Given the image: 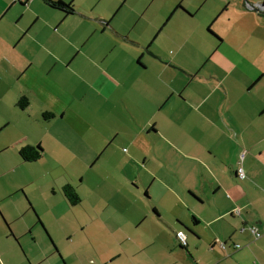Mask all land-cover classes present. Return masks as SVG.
I'll use <instances>...</instances> for the list:
<instances>
[{
    "label": "crops",
    "instance_id": "obj_1",
    "mask_svg": "<svg viewBox=\"0 0 264 264\" xmlns=\"http://www.w3.org/2000/svg\"><path fill=\"white\" fill-rule=\"evenodd\" d=\"M63 1L0 0V264H264V0Z\"/></svg>",
    "mask_w": 264,
    "mask_h": 264
},
{
    "label": "trees",
    "instance_id": "obj_2",
    "mask_svg": "<svg viewBox=\"0 0 264 264\" xmlns=\"http://www.w3.org/2000/svg\"><path fill=\"white\" fill-rule=\"evenodd\" d=\"M45 1L48 3V5H50V7L63 11L67 14H71L75 11L73 3H66L63 0H45ZM256 10L264 14V10L258 8H256ZM28 104H29V99L26 96L21 97L18 101V105L22 108L28 106ZM47 115L48 113H46L45 116L47 117ZM42 152H43V148L40 145H36V146L27 145L21 148L20 156L24 161L32 162L38 160L41 157ZM64 193L66 198H68L71 204L75 205L79 202L80 198L76 190L72 186L70 185L65 186ZM225 249H227V247Z\"/></svg>",
    "mask_w": 264,
    "mask_h": 264
},
{
    "label": "built area",
    "instance_id": "obj_3",
    "mask_svg": "<svg viewBox=\"0 0 264 264\" xmlns=\"http://www.w3.org/2000/svg\"><path fill=\"white\" fill-rule=\"evenodd\" d=\"M254 7L264 10V7H262L261 5H256ZM237 175H238V177L240 179H243L245 177V173H244L243 168L240 167L238 169ZM251 229L255 233L256 238H259V237L262 236V233L257 229V227L253 226V227H251ZM177 238H178L179 243H180L181 246L185 247V246L188 245L187 234L183 230L177 232ZM220 244H221V247L224 248V249L227 247L226 243H224V242H221ZM241 248H242L241 244H234V249L235 250H238V249H241Z\"/></svg>",
    "mask_w": 264,
    "mask_h": 264
},
{
    "label": "rangeland",
    "instance_id": "obj_4",
    "mask_svg": "<svg viewBox=\"0 0 264 264\" xmlns=\"http://www.w3.org/2000/svg\"><path fill=\"white\" fill-rule=\"evenodd\" d=\"M7 229H8V227H6ZM56 225L54 226V231H53V233H50V235H52L53 237L55 236V238H57V240H58V237H57V235H56V232L58 231V229L56 230ZM53 230V229H52ZM8 231H9V229H8ZM48 238L52 241V238L50 237V236H48ZM41 239V241H43V242H47V239L45 238V237H43V238H40ZM53 242V241H52ZM44 244V243H43ZM42 244V245H43Z\"/></svg>",
    "mask_w": 264,
    "mask_h": 264
}]
</instances>
